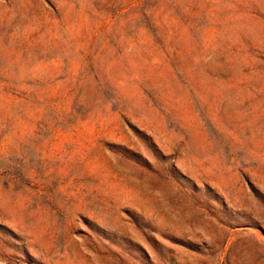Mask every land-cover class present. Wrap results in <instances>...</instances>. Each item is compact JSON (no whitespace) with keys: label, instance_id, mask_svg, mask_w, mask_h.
Returning <instances> with one entry per match:
<instances>
[{"label":"rangeland","instance_id":"374dc122","mask_svg":"<svg viewBox=\"0 0 264 264\" xmlns=\"http://www.w3.org/2000/svg\"><path fill=\"white\" fill-rule=\"evenodd\" d=\"M0 264H264V0H0Z\"/></svg>","mask_w":264,"mask_h":264}]
</instances>
